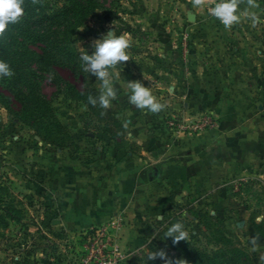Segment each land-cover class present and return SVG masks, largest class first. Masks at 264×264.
Returning <instances> with one entry per match:
<instances>
[{"label": "rangeland", "instance_id": "1", "mask_svg": "<svg viewBox=\"0 0 264 264\" xmlns=\"http://www.w3.org/2000/svg\"><path fill=\"white\" fill-rule=\"evenodd\" d=\"M182 1L114 0L74 31L73 43L89 54L92 41L105 32L130 40L129 60L110 70L121 73L112 77L117 95L108 106L116 122L102 118L83 100L61 94L53 106L72 141L60 148L0 102V199L6 207L0 212L8 223L0 225V264H165L159 257L147 260L149 252L160 250L174 261L192 264L186 254L190 247L221 261L230 246L264 264V171L253 167L219 175L214 167L204 174L197 165L190 178L164 174L160 180L153 172L157 163L151 162L154 186L148 189L152 214L147 223L112 220L100 230L64 223L61 202L75 189L76 177L90 175L91 167L111 155L139 154L145 148L169 157L190 147L187 139L219 128V117L194 103L188 90L196 42L194 13L183 14ZM63 75L71 79L69 72ZM89 75L100 92L97 78ZM136 80L164 105L159 112L130 103L127 83ZM45 91L52 93L50 87ZM177 221L187 236L173 244L165 236Z\"/></svg>", "mask_w": 264, "mask_h": 264}, {"label": "crops", "instance_id": "2", "mask_svg": "<svg viewBox=\"0 0 264 264\" xmlns=\"http://www.w3.org/2000/svg\"><path fill=\"white\" fill-rule=\"evenodd\" d=\"M217 1L202 0L195 10L192 0L180 4L183 14L194 13L196 66L188 90L194 103L219 117V128L187 139L190 147L172 156L164 157L168 154L160 149L130 151L111 155L91 167L90 175L77 176L75 189L61 202L69 228L114 223L119 217L138 226L147 223L152 214L148 189L154 186L151 162L157 163L153 172L160 180L164 174L190 178L197 165L204 174H211L212 167L219 175L235 167L264 171V0H237L241 19L227 29L208 14ZM249 13H255V23Z\"/></svg>", "mask_w": 264, "mask_h": 264}, {"label": "trees", "instance_id": "3", "mask_svg": "<svg viewBox=\"0 0 264 264\" xmlns=\"http://www.w3.org/2000/svg\"><path fill=\"white\" fill-rule=\"evenodd\" d=\"M113 1L23 0L24 14L19 22L0 34V60L7 62L13 73L0 78V102L38 135L60 148L72 141L53 106V99L61 94L83 100L93 111L102 114V118L116 122L108 107L100 105V92L84 70L80 60L82 51L72 41L74 31L93 11ZM64 72H69L71 79ZM46 87L52 89L51 95L46 93ZM89 96L97 100L95 105L89 103ZM110 134L117 136L113 131ZM3 208L6 207L0 199V211ZM7 224L0 212V225ZM228 250L221 261L193 247L186 254L192 264H258L235 246Z\"/></svg>", "mask_w": 264, "mask_h": 264}, {"label": "clouds", "instance_id": "4", "mask_svg": "<svg viewBox=\"0 0 264 264\" xmlns=\"http://www.w3.org/2000/svg\"><path fill=\"white\" fill-rule=\"evenodd\" d=\"M202 6V0H192V7L195 10ZM254 5H251L252 7ZM24 14L23 0H0V34L6 32L10 25L19 22ZM210 16L216 18L226 29L238 23L241 19V13L238 11L237 0H218V2L209 9ZM249 18L253 23L256 22L255 13H249ZM91 46L94 51L89 54L86 48L80 47L82 51L80 60L86 72L94 75L100 83L99 103L107 108L117 91L114 87L112 77L117 79L121 73H115L110 70L115 69L121 62L129 60L127 50L130 46V40L125 34L117 35L116 32H105L101 38L92 41ZM12 70L9 64L0 60V78L12 76ZM130 95L128 99L131 104L140 109H147L153 113L159 112L164 105L161 104L153 95L150 87L145 86L139 80L129 81L127 83ZM89 103L95 105L97 100L89 96ZM187 232L184 225L177 221L171 224L167 229L165 237H171L173 244L185 240ZM159 257L165 264H181L182 260L169 258L164 250L151 251L147 255V260H155Z\"/></svg>", "mask_w": 264, "mask_h": 264}, {"label": "built area", "instance_id": "5", "mask_svg": "<svg viewBox=\"0 0 264 264\" xmlns=\"http://www.w3.org/2000/svg\"><path fill=\"white\" fill-rule=\"evenodd\" d=\"M212 122H213V121H211V124H212ZM199 126H200L199 124H195V126H194L193 128H194V129H197V128H199ZM120 221H123V218H122V217L117 218L115 222H117V223L119 224ZM101 226H102V225H98L96 228H98V230H100V229H101ZM118 254H119V253H118Z\"/></svg>", "mask_w": 264, "mask_h": 264}]
</instances>
